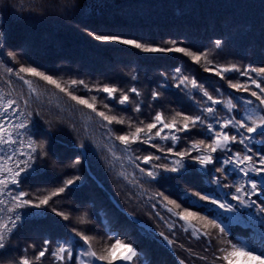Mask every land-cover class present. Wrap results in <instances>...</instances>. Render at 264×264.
Wrapping results in <instances>:
<instances>
[{
  "label": "trees",
  "instance_id": "1",
  "mask_svg": "<svg viewBox=\"0 0 264 264\" xmlns=\"http://www.w3.org/2000/svg\"><path fill=\"white\" fill-rule=\"evenodd\" d=\"M75 2L0 0V16L7 18V44L20 52L19 62L15 65L9 62L8 66L18 70L21 64L31 60L32 63L27 66H38L39 71L53 74L63 87H67L71 79H83L90 87L108 84L128 88L135 85L149 98L150 89L155 87L161 72L170 73L175 67H181L186 74L194 75L208 86L209 91L220 87L219 95L224 99L244 95L255 104L259 103L248 93L231 89L228 81L205 72L204 68L208 65L203 60L197 64L181 53H144L128 46L105 44L96 41L85 29L124 33L157 45L171 39H182L193 48L205 50L212 49V40L223 36L226 41L224 49L219 55L212 50V57L218 64L260 67L264 66V0H79L80 9L70 16L64 15L65 4ZM132 75H137L138 81H132ZM228 75L232 77L233 83L247 80L237 73ZM27 78L32 80V86L36 89L31 107L51 122L50 128L36 122L35 139L39 142L49 136L52 151L60 162L49 160L47 173L24 184L23 190L30 193L39 191L43 196L73 175H79L81 179L71 192L54 198L52 202V206L59 210L75 209L72 221H63L49 208L47 218H33V224L20 230L13 240L15 250L0 257V264H15L21 255L33 259V253H38L44 236H61L65 229L49 227L51 220L66 224L69 230L72 226L87 228L86 234L92 237L93 250L98 254L115 243L111 239L113 233H121V239L131 238L144 250L145 258L151 264H180V261L184 264H227L223 257L231 250L232 243L243 247L261 246L264 240V218L255 210L248 216L247 211L241 209L244 215L239 224H230L225 218L223 226L230 233L226 237H220L218 230L212 231L211 239L207 236L197 238L191 228L185 231L187 224L179 219V215L169 213L168 208L178 214L185 209L168 204V199L175 200L177 196L183 198L184 191L190 188L196 190L204 187L210 190L215 188L214 185L207 184L206 180L202 182L195 173L184 176L179 186L174 182L151 181L136 167L140 162L131 157H143L155 152V149L134 144L131 147L137 151L126 152L124 146L115 139V135L134 131L136 124L129 129L126 119L123 125L105 126L106 122L94 112L76 104L55 86L37 78ZM8 79L3 66H0V97L9 94L15 97L21 92L28 94V86L22 81L12 76V83H6ZM252 90L258 91L254 86ZM73 91L89 102L92 96L106 95L82 87ZM170 92L172 94H166L163 105L168 110L166 119H171L175 110H193L192 101L187 97L178 94L175 89ZM108 102L113 104L111 114L126 118L131 116L145 123L151 122L156 110H161L156 105L151 112L145 106L142 114L133 112V106L121 111L123 106ZM97 108L107 111L100 103H97ZM109 128L113 130L111 133ZM184 146L181 142L178 149L182 150ZM75 158H79L81 163L74 168L67 167ZM234 182L235 178L230 177L228 183ZM224 193H230V190L217 188L214 195ZM232 203L235 205L234 201ZM205 207L214 212L223 211L212 205ZM222 215L227 217L231 214ZM80 216H84L89 223L79 225ZM173 223L175 227L170 229L169 225ZM190 223L204 230L198 218H190ZM160 233H164L173 243L168 246ZM29 244L37 247L24 252ZM122 254L124 249L121 246L113 249L114 256ZM229 258L234 264L239 259ZM43 264H51V257L46 256Z\"/></svg>",
  "mask_w": 264,
  "mask_h": 264
},
{
  "label": "snow or ice",
  "instance_id": "2",
  "mask_svg": "<svg viewBox=\"0 0 264 264\" xmlns=\"http://www.w3.org/2000/svg\"><path fill=\"white\" fill-rule=\"evenodd\" d=\"M78 9L80 3L76 0L73 4H65L63 14L70 16ZM0 20H2L0 66H3L4 72L8 75L9 79L6 83H12L11 77L15 76L17 80L28 86L27 95L21 92L15 97L10 94L0 97V257L14 251L13 240L20 230L33 224V218H47L49 208L63 221H72V212L75 209L59 210L52 206V202L54 198L71 192L81 179L79 175H73L61 186L43 196L39 191L30 193L23 190L24 184L47 173L49 160L60 162L59 157L52 151L49 136L39 142L35 139L36 122L44 123L48 128L51 127V122L46 121L40 111L31 107L36 89L28 76L55 86L76 104L94 112L106 122L105 126L123 125L126 119L129 129L136 124L134 131L115 135V139L124 146L126 152L137 151L131 147L134 144H143L155 149V152L143 157L139 155L131 157L140 162L136 167L151 181L174 182L179 186L184 176L195 173L202 182L206 180L207 184L214 185L215 188L210 190L204 187L196 190L190 188L184 191L183 198L177 196L175 200L168 199V204L185 209L183 213L178 214L173 212L172 208H168L169 213L173 216L179 215V219L187 224L185 231L191 228L197 238L207 236L211 239L212 231L215 230H218L220 237L229 236V229L223 226V221L226 218L230 224L241 223L244 215L241 209L246 210L248 216L255 210L264 218V199H262L264 197V147H262L264 146V66L218 64L212 57V50L214 49L219 55L224 49L226 41L223 36L212 40V49L205 50L193 48L185 44L182 39H171L157 45L145 43L143 38L129 37L124 33H102L86 28L88 35L105 44L128 46L144 53H181L197 64L203 60L208 65L204 68L205 72L214 74L220 80L228 81L231 89L248 93L259 103L255 104L252 99L244 95L224 99L219 95L220 87L209 91L208 86L194 75L186 74L181 67H175L170 73L161 72L155 87L150 89V98L135 85L128 88L108 84L102 87H90L83 79H71L67 82L68 86L63 87L53 74L39 71L38 66H27L32 63L31 60L21 64L18 70L14 66H8L9 62L12 65L19 62L20 52L7 44L6 16H0ZM230 73H237L247 80L244 83H233L232 77L228 75ZM131 80L138 81V76L132 75ZM252 86L258 91L252 90ZM81 87L87 91L95 90L106 95L92 96L89 102L73 91ZM172 89L192 101L193 110L186 111L181 108L174 111L171 119H166L168 110L164 109L163 105L166 102V94H172L170 92ZM108 101L123 106L121 111H127L128 106H133V112L142 114L145 106L151 112L156 105H159L161 110H156L151 122L145 123L131 116L126 118L111 114L113 104ZM97 103L102 104L107 111L99 110ZM112 131L109 128V132ZM198 136L202 138L197 139ZM157 140L170 143L161 144L157 143ZM181 142L185 145L182 150L178 149ZM80 147L83 149L84 146ZM6 148L9 151H5ZM80 163L81 160L75 158L67 167L74 168ZM141 164L150 167H141ZM189 165L195 167L190 168ZM230 177L235 178L234 183H228ZM217 188H228L230 193L216 196L214 193ZM206 205L215 206V209L223 211L214 212L211 208H206ZM224 213L231 215L225 217L222 215ZM190 218H198L203 223L204 230L192 225ZM78 222L79 225L89 223L84 216H80ZM49 227H58L65 231L59 237L44 236L38 253H33V259L21 255L15 264H43L46 256L51 257V264H151L145 258L144 250L131 238L121 239V233H113L111 239L115 243L106 248L102 254H98L93 250L92 237L86 234L87 228L72 226L69 230L66 224L58 220H51ZM169 227L172 229L175 224ZM159 235L169 245L173 243L164 233ZM116 245L124 249V254L113 255ZM36 247L35 244H29L24 252H27L28 248ZM229 257H243L244 264H264V240L258 248L232 243L231 250L223 259L227 264H234ZM180 264L184 262L180 261Z\"/></svg>",
  "mask_w": 264,
  "mask_h": 264
},
{
  "label": "rangeland",
  "instance_id": "3",
  "mask_svg": "<svg viewBox=\"0 0 264 264\" xmlns=\"http://www.w3.org/2000/svg\"><path fill=\"white\" fill-rule=\"evenodd\" d=\"M118 247H120V245H116L114 250H116ZM237 264H244V258L243 257H239V259L237 260Z\"/></svg>",
  "mask_w": 264,
  "mask_h": 264
},
{
  "label": "water",
  "instance_id": "4",
  "mask_svg": "<svg viewBox=\"0 0 264 264\" xmlns=\"http://www.w3.org/2000/svg\"><path fill=\"white\" fill-rule=\"evenodd\" d=\"M168 243V242H167ZM168 246H169V244H168Z\"/></svg>",
  "mask_w": 264,
  "mask_h": 264
}]
</instances>
